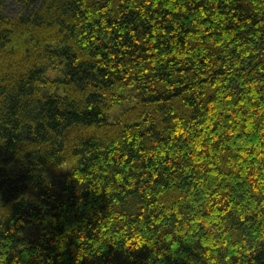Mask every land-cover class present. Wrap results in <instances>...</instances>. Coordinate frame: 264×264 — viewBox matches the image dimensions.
I'll return each instance as SVG.
<instances>
[{"label":"trees","instance_id":"16d2710c","mask_svg":"<svg viewBox=\"0 0 264 264\" xmlns=\"http://www.w3.org/2000/svg\"><path fill=\"white\" fill-rule=\"evenodd\" d=\"M0 264H264V0H0Z\"/></svg>","mask_w":264,"mask_h":264}]
</instances>
